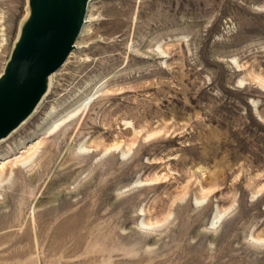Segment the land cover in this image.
I'll return each mask as SVG.
<instances>
[{"label": "rangeland", "instance_id": "1", "mask_svg": "<svg viewBox=\"0 0 264 264\" xmlns=\"http://www.w3.org/2000/svg\"><path fill=\"white\" fill-rule=\"evenodd\" d=\"M91 9L86 47L0 144L42 142L8 165L0 264H264V0ZM29 14L0 0V73Z\"/></svg>", "mask_w": 264, "mask_h": 264}, {"label": "water", "instance_id": "2", "mask_svg": "<svg viewBox=\"0 0 264 264\" xmlns=\"http://www.w3.org/2000/svg\"><path fill=\"white\" fill-rule=\"evenodd\" d=\"M88 4L89 0H29V17L0 75V140L33 112L47 90L48 77L74 50Z\"/></svg>", "mask_w": 264, "mask_h": 264}, {"label": "bare ground", "instance_id": "3", "mask_svg": "<svg viewBox=\"0 0 264 264\" xmlns=\"http://www.w3.org/2000/svg\"><path fill=\"white\" fill-rule=\"evenodd\" d=\"M92 1L94 0H89V4H88V10H87V15H86V20H85V23H84V26L82 28V31L79 35L80 39L82 38H85L87 37L88 35V24L91 23L92 21H94V17L92 16V13H91V7H92ZM20 34H21V30L19 31L18 33V36H17V39H16V42L17 40L19 39L20 37ZM78 37V38H79ZM15 42V44H16ZM14 44V46H15ZM86 47L85 44H81L80 45V42L78 41L77 43L75 42V48L74 50L77 49H81V48H84ZM73 53L71 52V54L69 55V58H72L73 57ZM9 60V59H8ZM67 60V59H66ZM8 62V61H7ZM6 62V63H7ZM66 62V61H65ZM64 62V63H65ZM67 63V62H66ZM6 65V64H5ZM63 66V65H62ZM5 68V66H4ZM4 69L2 70V72L0 73V75L3 73ZM57 72V71H56ZM56 72H54L53 74H51L49 77H48V86H47V90L45 92V94L42 96L41 100L39 101V103L36 105V107L34 108L33 112L17 127L15 128L7 137L5 138H2L0 140V144L2 142H4L5 140L11 138V136L21 127L23 126L26 121L34 114V112L38 110V108L41 106V104L43 103V101L46 99V97L48 96V94L50 93V90L52 88V82L54 80V76H56ZM261 85L264 87V80H261ZM35 112V113H36ZM75 114V113H74ZM74 114H71V115H63L62 117L60 118H57L56 120L53 121V125L49 128V130L47 131L48 133V136H51L53 133H55V131L60 127L62 126L63 124H65L69 118H71ZM32 118V117H31ZM30 118V119H31ZM29 119V120H30ZM261 119V118H260ZM28 120V121H29ZM27 121V122H28ZM127 126H129L130 122H126ZM41 134V133H40ZM42 135V134H41ZM39 137V136H38ZM41 137V136H40ZM31 140V139H30ZM24 145V144H23ZM116 145V144H115ZM42 147V142H41V139H37L35 141H28L27 144H25L21 149V151H19L18 153H9L7 155H4L0 158V189L1 187H3V185L5 184V181L13 174L14 172V169L13 168L9 173L7 172L8 170V165L9 164H12L13 167H17V166H20V167H24V168H28V169H31L33 167V165L35 164L38 156H39V152H40V149ZM84 149V147L82 148ZM112 150V148L110 149ZM114 150V149H113ZM125 154V153H124ZM222 219V215L221 213H219V211H216L214 214H213V217H212V221H211V225L214 227L215 225H217L220 220ZM142 225H147L145 224L143 221H142ZM148 226V225H147Z\"/></svg>", "mask_w": 264, "mask_h": 264}, {"label": "snow or ice", "instance_id": "4", "mask_svg": "<svg viewBox=\"0 0 264 264\" xmlns=\"http://www.w3.org/2000/svg\"><path fill=\"white\" fill-rule=\"evenodd\" d=\"M28 82H30V80H26L25 83L27 84Z\"/></svg>", "mask_w": 264, "mask_h": 264}]
</instances>
